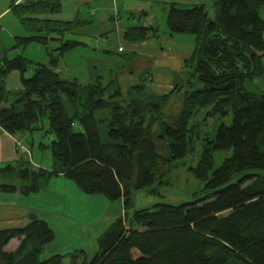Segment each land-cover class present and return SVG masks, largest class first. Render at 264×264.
Listing matches in <instances>:
<instances>
[{
  "label": "trees",
  "instance_id": "16d2710c",
  "mask_svg": "<svg viewBox=\"0 0 264 264\" xmlns=\"http://www.w3.org/2000/svg\"><path fill=\"white\" fill-rule=\"evenodd\" d=\"M212 1V20L203 4L169 7V35L194 38L193 51L182 62L185 81L166 94L128 101L121 100L115 79L104 84L96 76L90 84H81L61 78L59 60L81 45L62 42L75 26L35 17L58 12L59 0L12 5L21 25L34 33L17 37L15 47L32 42L46 46L51 35L61 44L48 54L47 65L22 55L1 63L0 127L11 136L45 130L44 137L51 141L40 142L39 149L49 151L59 173L83 194L121 201L125 210L132 205L133 191L160 195L170 185V165L193 151L196 127H189V121L198 111L206 110L204 120L231 117L230 125H220L205 140L190 169L204 184L200 198L137 210L126 227L117 218L98 238V253L79 264H264V92L248 89L264 79V19L259 14L264 0ZM158 32L156 27L139 26L125 31L123 38L140 43L159 38ZM29 70L32 74L26 77ZM12 71L20 73V90L5 87ZM183 88L180 110L169 119L164 107ZM158 141L164 143L165 154ZM216 151L231 154L213 169ZM26 161L21 158L0 168L3 179L26 182L22 187L0 183V193H36L39 180L52 174L29 169ZM26 217L23 227L0 230V264H62L60 255L39 260L55 235L33 210ZM13 239L19 242L16 250L5 252ZM72 264H78L76 255Z\"/></svg>",
  "mask_w": 264,
  "mask_h": 264
},
{
  "label": "rangeland",
  "instance_id": "374dc122",
  "mask_svg": "<svg viewBox=\"0 0 264 264\" xmlns=\"http://www.w3.org/2000/svg\"><path fill=\"white\" fill-rule=\"evenodd\" d=\"M103 1L106 2V0H96L95 2L102 4ZM165 1L173 2L179 0ZM10 2L11 0H0V11L8 7ZM75 2L77 0H65L64 12L72 10ZM194 3L203 4L208 19L212 20L214 18L212 0H196ZM181 7L187 8L190 5H183ZM167 10L168 7L165 4L156 3L153 6L152 19L149 20V23H153V26L158 28L159 38L149 39L147 41L148 46L145 49L139 48L135 51L138 60L145 59L150 65L151 81L145 77H141L139 72V74L134 72L132 74L126 73L128 68L133 67L138 70L142 65L138 61L127 59V57L131 56L132 51L130 50L129 43L122 38L120 31L123 32L130 27L141 26L143 18L137 15V18L134 20H128V16L126 15L128 12L124 9L119 16L115 14L112 18L116 26H114L111 20L110 22L106 21L107 23H99L87 28V30H90L87 36L66 33L61 37L62 42L74 40L84 43V45L65 52L59 60L57 69L61 71V78L69 81L75 79L81 84H90L96 76L102 77L104 84L115 79L117 87L121 89V100L123 101H128L131 98L143 99L145 96H158L167 93L174 84H178L179 81H185L184 69L180 61L186 58L187 52L189 54L192 52L194 45V38L191 35L173 34V38L168 41L167 37H169V33L166 28ZM97 12L99 13V10ZM259 14L264 19V8L261 9ZM53 16L49 18H53ZM8 18L17 19L10 13L0 23H6ZM145 22L147 23L146 20ZM8 28L13 35H19V37L34 34L22 28L21 25H18L16 28L8 26ZM8 28H5V31L0 34V39L3 40L2 37L6 33H9L7 31ZM8 36L6 35V40L10 39ZM58 38L56 35L49 36L46 46L30 43L25 49H12L8 53V58L22 55L33 63L47 65L49 63L48 54L55 51L61 44ZM184 42L189 44L191 48L178 54L175 53L174 56L176 58L174 59L176 61L163 58L164 53L171 54L170 50L175 49V51H178L176 48L180 49L184 45ZM4 43L8 45L7 41ZM7 47L8 49L11 48L12 44ZM119 48L121 52L118 51ZM31 74L32 71L29 70L26 77H29ZM149 78L150 76H148ZM139 84H142L143 88H132ZM248 89L257 93L264 92V79L256 80ZM184 91L185 88L174 95L164 107L167 118L173 119L179 112ZM205 111V109H200L189 121V127H196L194 148L179 163L173 162L170 165V185L163 187L160 195L157 196L146 195L142 190L133 191L131 198L132 205L128 210L124 209L121 201L110 203L103 196L83 194L74 182L59 173V164L51 158L49 151L39 149L38 144L40 142L48 144L51 141L50 137H44L45 130L35 132L32 137L34 145L30 146L32 151L26 156L27 161H25L28 162L26 166L31 167L29 169H33L34 171L42 167L52 174L39 180L38 192L30 194L28 197L23 194L20 195V193L18 196L21 199V205L33 209L39 219L47 222L55 235L54 240L44 247L43 252L39 255V260L42 261L53 255H60L62 256V264H72V257L76 255L78 264L84 259L89 261L99 251L98 238L117 218L120 217L126 227L129 226L127 219H130L131 215L137 210L151 208L156 204L177 205L192 202L198 197L200 198L204 184L192 176L190 169L196 166L205 140L214 136L220 125L228 126L231 122L230 115L204 120ZM42 124L44 125V129H46V120H43ZM154 128L155 134L158 133V128L156 126ZM30 139L31 137H28L25 143H31ZM158 146L161 153L165 154L164 143L158 141ZM22 149L20 148V151H23ZM230 154L231 151L214 152L213 169H216ZM56 172L58 175L55 174ZM3 178L0 175V183H11L17 187L26 185V182L23 183L15 177H11L8 180ZM0 194L1 196L12 195V199L16 200L13 194ZM27 222L26 217L24 220L21 219V223L20 221L17 223L13 222L7 227H23ZM0 228L4 229L3 226ZM13 244L10 243L6 250L14 249Z\"/></svg>",
  "mask_w": 264,
  "mask_h": 264
},
{
  "label": "crops",
  "instance_id": "0c3cea01",
  "mask_svg": "<svg viewBox=\"0 0 264 264\" xmlns=\"http://www.w3.org/2000/svg\"><path fill=\"white\" fill-rule=\"evenodd\" d=\"M24 1L25 0H11L8 7H6L3 11H0V21H2L7 15H10V13H12L17 18L16 20H13L12 18L11 19L8 18L6 20V23H0V34H2L5 31V28H8V26H12L16 28L18 27V25H21L18 17L14 14L12 10V5H17V4L23 3ZM95 1L96 0H77V2L74 3L72 10L64 12L65 0H59L60 10L58 12L56 13L51 12L48 14L37 15L35 17L38 19H48L52 21L71 23L75 27H73L72 31L69 34L87 36L90 31V30H87V28L91 26H95L99 23H107V22H110L111 20H112L111 22H113L114 24L115 21L112 18L114 17L115 14L119 16V14L122 13L123 9L126 12H128L126 13V15L128 16V20H134L135 18H137V15H138V17L143 18V24L141 25V27H154L153 23H149L150 22L149 20L152 19L151 13L153 10V6H155L156 3L165 4L168 7V10L171 5H175L179 7L183 5H190V7L194 5H199V4L194 3L196 0H179V1H173V2L165 1V0H160V1L159 0H106V2L103 1L102 4H97ZM96 8L97 10H99V13L97 12ZM168 10H167V13H168ZM52 15H54L53 18H49ZM145 20L147 21V23L145 22ZM114 26H116V24H114ZM118 26L120 27V25ZM21 27L24 28L23 25H21ZM135 27H138V26H135ZM130 28H134V27H130ZM130 28H127L125 31H127ZM7 31L9 33H6V35H9L8 37L10 39L6 40V35L2 37L3 40L0 39V65L4 61V59H12V58H8V53L10 50L12 49L14 50L17 48L25 49V47L27 46L26 45L24 47H15V40L17 37H19V35H13V33H11L9 28ZM125 31L123 32L120 31L122 38H123V34ZM168 36H169L167 37L168 41L173 38L172 35L168 34ZM24 37H27V36H24ZM179 39H182V38H179ZM148 40H145L140 43H133V44L128 42L130 45V50L132 52H131V56L127 57V59L131 61L132 60L138 61L142 66L138 70L134 69L133 67L128 68L126 73L128 74H132V72L136 74L140 73L141 77H145L147 78V80L151 81L152 77L149 71L150 65L146 62L147 60L145 59H140L142 61L138 60L136 58L137 55L135 53V51L139 48L145 49V47L148 46L147 44ZM6 41L8 42V45L4 43ZM32 43H35V42H32ZM80 43L81 45H84V43L82 42ZM10 44H12V47L8 49L7 46H9ZM190 48L191 46L184 42V45L180 49L176 48L178 49V51H175V49L170 50L171 54L164 53L163 58H165L166 60H170V61H176V59H174L176 58L174 56L175 53L178 54ZM193 48H194V45H193ZM118 51L121 52V49L119 48ZM191 53L189 54V52H187L185 59H187L191 55ZM17 56L19 55H15L13 58ZM185 59H182L180 62H183V60ZM27 74L28 72L25 75ZM147 75L150 76L149 79ZM5 87L7 90H20L21 89L20 73L17 71H12L11 73H9L7 77L5 78ZM34 133L29 134L27 132H23V133L11 136L0 127V168L8 164H15L21 158L26 160V156H28V154L32 151L30 146L34 145V141L32 138ZM28 137H31L30 139L32 142L31 145L29 143L28 144L25 143L27 142ZM20 148H23V151H19ZM20 152H24V153H20ZM39 168H42V167H39ZM18 191L13 194L14 195L13 197H16V200L12 199L11 197L12 195L1 196L0 194V227L3 226L4 229H7L8 228L7 226H9V224L13 222L17 223L20 221L21 223V219L22 220L26 219L27 214L33 210V209H30L29 207H25L21 205L22 204L20 203L21 199L19 198L18 195L19 193L20 195L22 193ZM29 195H26V196L28 197ZM14 240L16 241L14 242ZM10 243H14L13 247L15 250L19 244L17 239L11 240L4 249L5 252L7 253H12L14 250V249H11L8 251L6 250L8 246L10 245Z\"/></svg>",
  "mask_w": 264,
  "mask_h": 264
},
{
  "label": "built area",
  "instance_id": "2783aa9c",
  "mask_svg": "<svg viewBox=\"0 0 264 264\" xmlns=\"http://www.w3.org/2000/svg\"><path fill=\"white\" fill-rule=\"evenodd\" d=\"M23 150V149H22Z\"/></svg>",
  "mask_w": 264,
  "mask_h": 264
}]
</instances>
